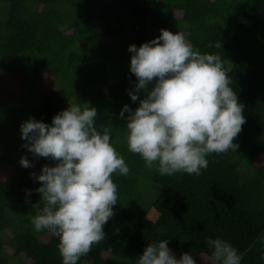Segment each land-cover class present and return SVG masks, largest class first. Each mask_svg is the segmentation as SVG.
Instances as JSON below:
<instances>
[{
  "label": "trees",
  "instance_id": "16d2710c",
  "mask_svg": "<svg viewBox=\"0 0 264 264\" xmlns=\"http://www.w3.org/2000/svg\"><path fill=\"white\" fill-rule=\"evenodd\" d=\"M161 29L219 54L245 106L238 149L207 156L199 176L150 171L125 142L129 113H120L139 106L128 95L137 83L128 48ZM68 103L97 110V129H111L130 169L113 175L118 200L106 237L78 264H135L162 240L179 258L211 264L208 238L231 243L241 264H264V0H0V264H62L58 238L30 222L41 186L31 174L55 162L22 147L20 126L30 118L51 125ZM151 185L161 189L155 201Z\"/></svg>",
  "mask_w": 264,
  "mask_h": 264
},
{
  "label": "clouds",
  "instance_id": "9594fccd",
  "mask_svg": "<svg viewBox=\"0 0 264 264\" xmlns=\"http://www.w3.org/2000/svg\"><path fill=\"white\" fill-rule=\"evenodd\" d=\"M215 47L221 48L220 42ZM128 51L130 72L137 80L128 95L133 102L139 100V106L133 111L125 105L120 117L129 113L127 149L138 154L145 167L161 176H199L208 167L207 156L238 149L233 141L246 122L245 106L238 102L219 54H202L183 33L164 29L158 38L139 48L131 45ZM83 105L68 103L51 125L30 118L20 126L26 141L22 147L34 157L55 162L43 166L39 175L31 174L41 186L35 190L40 201L32 205L35 215L30 222L35 231L47 230L58 238L62 264H78L105 239L104 226L118 200L112 177L130 171L111 142V129L98 130L97 110ZM19 163L32 167L26 157ZM260 239L264 246V237ZM168 242L148 243L135 264H196L190 253L177 259ZM206 244L211 264H241L242 256L231 243L208 238Z\"/></svg>",
  "mask_w": 264,
  "mask_h": 264
},
{
  "label": "rangeland",
  "instance_id": "374dc122",
  "mask_svg": "<svg viewBox=\"0 0 264 264\" xmlns=\"http://www.w3.org/2000/svg\"><path fill=\"white\" fill-rule=\"evenodd\" d=\"M165 0H159V2L161 3H164ZM5 7V10H8V7L7 6H4ZM150 27H154L153 24H149ZM188 29V28H186ZM181 33L184 34V32L180 31ZM151 188L153 190L149 191L150 193L154 194L153 192H155V197H154V201L158 198V196L161 194V189H159L156 185H151ZM149 193V194H150ZM151 194V195H152ZM153 201V200H152ZM168 248L171 250V252L176 256V258L178 259L179 258V252L177 250H175L174 248L168 246Z\"/></svg>",
  "mask_w": 264,
  "mask_h": 264
}]
</instances>
